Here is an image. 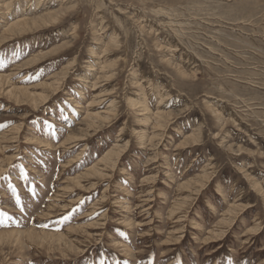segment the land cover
Listing matches in <instances>:
<instances>
[{
	"label": "rangeland",
	"instance_id": "rangeland-1",
	"mask_svg": "<svg viewBox=\"0 0 264 264\" xmlns=\"http://www.w3.org/2000/svg\"><path fill=\"white\" fill-rule=\"evenodd\" d=\"M0 76V264H264V0H0Z\"/></svg>",
	"mask_w": 264,
	"mask_h": 264
},
{
	"label": "bare ground",
	"instance_id": "bare-ground-1",
	"mask_svg": "<svg viewBox=\"0 0 264 264\" xmlns=\"http://www.w3.org/2000/svg\"><path fill=\"white\" fill-rule=\"evenodd\" d=\"M41 4V3H40ZM59 13V12H58ZM56 13V14H58ZM49 15V16H46L44 18H35V19H27V20H22L20 22H18L17 24H13L12 26L9 27V29L7 30L10 34L12 35H16V34H23V32H27V31H30L31 29L37 27V26H42L43 24L51 21V20H55L57 19V15ZM48 24V23H47ZM5 37V36H4ZM3 37V38H4ZM2 38V39H3ZM5 40V39H4ZM38 57L39 56H36L34 57L32 60L36 61L38 60ZM31 59V58H30ZM2 76H0V94H7L8 96H10L11 98H15L16 102H20V101H23L21 100L23 97L25 98V96H28V94L26 93V90H24L22 88V91H20V94H14V87H10V88H7L6 90V87L8 85V81H6V79H1ZM56 74L55 76L52 78V81L49 83L48 81H44L43 83L41 84H45L46 86H48V89H53V90H56L57 89V86H58V83L59 82V79L56 78ZM8 78V77H7ZM46 91V92H45ZM48 96H49V91H47V89H45L43 92H39V93H33V96H32V102L35 101V105H37L39 102L43 101V100H47L48 99ZM26 99V98H25ZM43 99V100H42ZM28 102V101H27ZM24 103V102H22ZM39 105V104H38ZM156 122V121H155ZM158 124V123H157ZM162 125V124H161ZM233 145V144H232ZM122 154V151L119 150H110L107 154H106V163L109 164V167L111 166H114L115 163H116V157H119L120 155ZM102 159H99V161H101ZM96 164V163H95ZM92 169V168H91ZM93 170V169H92ZM95 171L93 172V174H104V169L102 168H95L94 169ZM262 183V182H261ZM183 184V183H182ZM216 226V225H215ZM226 228V227H225Z\"/></svg>",
	"mask_w": 264,
	"mask_h": 264
}]
</instances>
